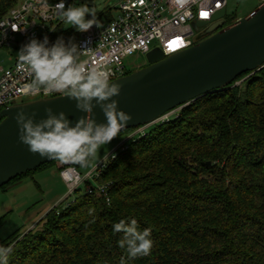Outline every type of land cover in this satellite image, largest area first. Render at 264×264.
<instances>
[{
  "label": "trees",
  "instance_id": "16d2710c",
  "mask_svg": "<svg viewBox=\"0 0 264 264\" xmlns=\"http://www.w3.org/2000/svg\"><path fill=\"white\" fill-rule=\"evenodd\" d=\"M19 1L0 0V19ZM97 17L112 20V8ZM79 33L62 21L49 38L78 43ZM113 156L95 178L107 196L94 186L53 206L2 242L13 249L7 264H264V67L152 124ZM131 218L151 230L148 256L129 259L118 246L113 225Z\"/></svg>",
  "mask_w": 264,
  "mask_h": 264
},
{
  "label": "water",
  "instance_id": "95a60500",
  "mask_svg": "<svg viewBox=\"0 0 264 264\" xmlns=\"http://www.w3.org/2000/svg\"><path fill=\"white\" fill-rule=\"evenodd\" d=\"M226 12V8L220 10L216 15L218 22L207 28L209 35L190 48L168 56L155 48L146 54L147 66L114 79L122 85L119 96L114 98L132 116L122 130L152 124L171 111L225 89L242 74L264 67V3L221 28ZM203 25L202 21L194 23L195 28ZM47 107L56 113L64 111L73 124L84 115L74 101L59 95L0 110V188L53 161L28 151L18 139L19 128L14 119L23 108L29 114L35 111L39 121L48 115ZM93 114L97 121L105 119L100 105L94 107Z\"/></svg>",
  "mask_w": 264,
  "mask_h": 264
},
{
  "label": "clouds",
  "instance_id": "9594fccd",
  "mask_svg": "<svg viewBox=\"0 0 264 264\" xmlns=\"http://www.w3.org/2000/svg\"><path fill=\"white\" fill-rule=\"evenodd\" d=\"M65 4L66 0L57 4L58 14L76 32H87L93 25L101 27L96 7L90 6L91 0L75 6ZM86 49L90 48L80 49L74 36L66 41L61 35L50 42L45 34L42 38L31 36L23 43L17 57L31 73L34 87L69 98L84 115L74 124L64 111L56 113L52 107L45 109L48 115L39 121L35 119V111L29 114L23 108L14 116L19 128L18 139L27 145L28 151L61 164L72 163L81 169L106 166L110 162L106 146L132 119L114 98L119 96L122 85L111 79L108 70L89 66L88 61L82 59ZM96 105L103 111V121H97L93 114ZM113 231L123 234L118 246L129 259L150 254L151 230H141L137 219L121 220L113 225ZM12 251L11 247H0V264H7Z\"/></svg>",
  "mask_w": 264,
  "mask_h": 264
},
{
  "label": "built area",
  "instance_id": "2783aa9c",
  "mask_svg": "<svg viewBox=\"0 0 264 264\" xmlns=\"http://www.w3.org/2000/svg\"><path fill=\"white\" fill-rule=\"evenodd\" d=\"M59 2L20 0L0 19V35L3 36L0 50L18 49L31 36H50L54 27L63 21L56 8ZM68 2L66 0V7ZM227 4V0H122L118 14L112 20L99 19L101 27L93 25L87 32L79 33L80 49L90 48L86 49L82 59L87 60L89 66L108 70L114 80L128 74L127 57H146L155 48L168 56L207 37L209 34L203 28L216 24L219 20L216 15ZM197 21L205 25L195 28ZM10 60V66H0V110L24 97L58 95L35 88L27 66L22 65L18 58L10 57ZM177 111L169 112L154 123L168 120ZM149 125L138 127L136 133L145 134L144 129ZM104 167L98 166L85 176L74 165L58 164L59 175L67 188L65 198L76 195L84 182L88 184L85 193L92 194L94 186L90 181L98 177ZM106 186L97 184L96 188L107 196Z\"/></svg>",
  "mask_w": 264,
  "mask_h": 264
},
{
  "label": "rangeland",
  "instance_id": "374dc122",
  "mask_svg": "<svg viewBox=\"0 0 264 264\" xmlns=\"http://www.w3.org/2000/svg\"><path fill=\"white\" fill-rule=\"evenodd\" d=\"M121 1L122 0H91L90 6L94 5L97 9V13H102V11L106 8H112L113 16L115 17L118 14V6ZM227 1L228 4L226 7V19H228L230 16H236L238 18L246 16L258 8L262 3H264V0ZM82 3H84V0H75L73 5L75 6ZM66 26L68 27L70 25ZM203 29L207 31L206 28ZM20 47L21 46H19V48ZM19 48L0 50V66H10L12 63L10 57L18 58L17 51ZM125 63L130 68V72H134L142 67L147 66L148 64L146 57L143 55H133L127 57ZM241 83L242 82L239 81L236 84L239 85ZM38 98L40 97H24L23 99L14 102V104L28 102ZM170 118H174V115L170 116ZM151 125L147 126L146 129H144V132L147 131ZM139 134L141 133H136L135 130L113 138L110 144L105 148V151L109 153V159L123 146L128 145L132 136L138 138ZM103 151L104 149L102 148L101 154H103ZM57 164L73 165L72 163L61 164L60 162H57ZM97 167L98 166H94L90 169H81L79 167L78 169L82 175L86 176L89 171H93ZM90 183H92L93 186H97L95 179H92ZM87 185L88 184L85 182L82 183L78 193H84ZM66 193V185L61 179L56 166L45 167L29 176L24 177L21 180L20 185L14 186V184H11L7 187L0 188V218L3 217V222L0 224V247H2V242L8 239L11 235H14L18 231L24 232L33 228L37 222H39V220L47 213L49 207H53L55 205L64 207L74 200V197H76L74 194L73 196L68 197V199H66L67 195L66 198H62ZM59 198L61 199L60 201L58 200ZM36 217L37 220H35ZM32 224L34 225L30 228L29 226Z\"/></svg>",
  "mask_w": 264,
  "mask_h": 264
},
{
  "label": "crops",
  "instance_id": "0c3cea01",
  "mask_svg": "<svg viewBox=\"0 0 264 264\" xmlns=\"http://www.w3.org/2000/svg\"><path fill=\"white\" fill-rule=\"evenodd\" d=\"M56 167L58 168V164L56 165ZM16 183H17V184H16ZM16 183H14V186H16V185H20V184H21V181H18V182H16ZM64 184H65V183H64ZM66 194H67V193H66ZM66 194H64V196H63L62 198H65ZM60 198H61V197H60ZM60 198L58 199L59 201L62 199V198H61V199H60ZM56 202H57V201H56ZM51 208H52V207H49V210H50ZM49 210H48V211H49ZM48 211H47V212H48ZM39 219H40V218H39ZM39 219H38V220H39ZM35 220H37V217L35 218ZM33 222H34V221H33ZM36 222H37V221H36ZM33 225H34V224L30 225L29 227L31 228Z\"/></svg>",
  "mask_w": 264,
  "mask_h": 264
},
{
  "label": "flooded vegetation",
  "instance_id": "af4514ba",
  "mask_svg": "<svg viewBox=\"0 0 264 264\" xmlns=\"http://www.w3.org/2000/svg\"><path fill=\"white\" fill-rule=\"evenodd\" d=\"M227 25H229V24H227V19L225 18L224 19V24L221 26V28H223L224 26H227ZM220 29V28H219ZM128 73L130 72V68L128 69V71H127Z\"/></svg>",
  "mask_w": 264,
  "mask_h": 264
}]
</instances>
